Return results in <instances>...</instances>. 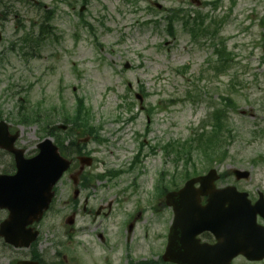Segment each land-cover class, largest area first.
<instances>
[{
	"label": "rangeland",
	"instance_id": "374dc122",
	"mask_svg": "<svg viewBox=\"0 0 264 264\" xmlns=\"http://www.w3.org/2000/svg\"><path fill=\"white\" fill-rule=\"evenodd\" d=\"M11 1L17 11L25 15L28 26L32 20L42 19L47 11L43 5L49 11L55 10L52 22L60 38L56 41L55 35L52 36L43 45L42 56L30 61L29 65L20 59L18 52L8 53L9 62L5 70L0 71V80H3L0 82V111L4 117L13 119L22 99L34 110L56 105L60 114H56L50 125L62 124L63 102L73 111L76 95L83 96L91 108V118L100 126L98 135L104 139L103 143L91 140L86 145L97 158L91 171L99 173L121 168L125 170L122 175H128L124 181L130 175H139L138 195L142 192L145 199L163 171L167 172V182L173 183L176 178V183L183 185L186 168L190 173H204L211 168L198 152L193 157L195 164H186L182 158L174 161L172 159L178 155L168 156L164 146L175 142L180 150L182 142L201 130L221 96L228 94L237 105L229 118L234 138L229 143L227 160L215 166L222 173L233 168L249 169L255 186H264V0H220L217 9L204 4L212 0H73L77 10L85 3L84 15L71 12L64 0H39L42 3L40 13L36 7ZM153 1L159 2L162 8L151 6ZM179 6L194 15L197 11L218 19L228 15L220 36L227 38L229 49L236 55L229 70L220 75L215 73L208 62L210 58L216 59L212 43L202 37L193 38L181 19L175 25L176 36L168 33L165 17L170 14V8ZM81 19L94 28L87 22L81 23ZM8 25L7 41H15L16 34H22L23 29L15 31L12 22ZM127 62L129 68H125ZM137 93L142 95V103ZM19 129L23 132L21 143L29 153L34 152L44 132L35 124L20 125ZM138 151L142 154L141 163L131 171L132 159ZM254 159H260L259 163H254ZM122 175L116 184L108 178L96 180L89 193L90 206L97 207L114 199L118 187L125 186ZM71 196L66 174L43 219L42 227L46 232L43 239L53 238L48 233L52 225L66 224L73 207ZM150 197L141 206L146 209L144 218L151 224L137 228L131 240L132 247L128 249L125 237L121 236L113 256H125V251H129L130 255L141 259L145 255L139 253L135 245L143 237L142 233L149 230L152 241L158 237L162 223L159 214L147 203ZM126 201L122 209L116 206L113 215L104 218L100 228L97 227L100 222L92 224L94 229L89 234L79 233L87 226L85 222L92 220L80 211L72 245L65 248L77 264H99L103 248L95 234L107 230L109 240L114 242L119 234L117 223L125 219L126 209L133 206L130 199ZM164 215L168 217L167 212ZM4 217L6 212L0 210V221ZM142 224L147 225L146 222ZM59 232L61 240L68 243L62 228ZM151 245L155 247L152 242ZM1 246L2 241L0 264H10L15 251L3 250ZM117 264L129 263L123 260Z\"/></svg>",
	"mask_w": 264,
	"mask_h": 264
},
{
	"label": "flooded vegetation",
	"instance_id": "af4514ba",
	"mask_svg": "<svg viewBox=\"0 0 264 264\" xmlns=\"http://www.w3.org/2000/svg\"><path fill=\"white\" fill-rule=\"evenodd\" d=\"M21 3H25L28 5H31L32 7H36L37 13H40L39 10L42 9V3L39 0H35L34 2H27L18 0ZM43 7L47 10L48 7L46 5H43ZM21 19L20 13H14L13 16V6H11L9 3H6L3 0H0V68L3 62V59L7 56L8 51L12 48V44H8L7 42V34L6 30L9 27L10 21H16ZM17 26V24H15ZM18 124H14L10 122L9 124V130L5 129L0 132V142L6 145L7 147L10 146V143L12 142V147L16 146V148H21L20 144V137H13L12 134H15ZM84 153L81 155H86L87 149H82ZM87 150V151H86ZM93 153V152H92ZM16 171V163H15V154L12 151H9L8 149L0 148V172L2 173H8L12 174ZM90 172L89 170H86V173ZM201 175V174H198ZM196 175V176H198ZM232 179V182L230 183ZM84 180V179H83ZM80 179V182L82 181V184L80 185V190L85 191L87 188L85 187V181ZM229 180V181H228ZM236 185L237 188L240 191L245 192L246 196L243 202L240 204V207L244 212H242V220H241V227L239 229V241L237 243V246L241 250L240 254L236 256L232 263L233 264H264V186L258 185L255 186V182L252 181V178L248 179H236L233 172L232 173H226V174H220V178L217 181V186L219 187H225L227 185ZM92 186V185H91ZM200 187V183L197 182L195 184L196 190ZM180 188L175 183L173 187L171 188V191H177ZM170 191V190H169ZM168 190L164 187L162 194L156 195V198L161 199V202L157 204V210L159 211H167L168 209L173 213L171 219L169 220L168 225L165 223L163 224V228L161 230V233L159 234L158 241L153 242L159 245V249L162 251V253L157 254L158 260L162 258L164 255L167 246H168V237L171 231V225L174 218V210L172 206L167 205V196ZM164 198H163V197ZM162 197V198H161ZM88 199L89 197L86 195L83 201L82 210L86 212L89 215H93L94 211L91 208H88ZM209 195L207 194H201L200 195V202L202 205H205L208 202ZM172 202H179V197L175 196L171 198ZM250 207L251 212L247 213L245 210L246 208ZM102 215H108L103 209H101ZM247 217V218H246ZM97 218L94 217V221ZM97 221V220H96ZM130 222H128L129 226ZM90 227H84L82 231L84 233H87L89 231ZM70 230V233H69ZM69 230L66 231V236L71 238L72 233L75 232V227H69ZM133 232L127 229L125 231L124 235L118 234L115 237L114 242H107L109 240L108 236L104 235L103 233H98L97 237L100 241V245L103 248L102 253L100 254L98 261L99 264H117L119 261L125 260L130 264V260H133L135 262L145 261L147 263H150V257L153 255L154 252L151 251L150 247V236L149 233L146 232L145 235L138 239V245L137 249L139 251L140 248H143V253L145 256L143 259L135 260L132 255H130V252L127 251L125 256H113L114 249L120 244L118 239L121 238V236L125 237V248L128 249L131 246V240L133 239ZM224 233L230 234L231 230L228 227H225L223 230ZM48 233H53L56 235L57 231L54 227L52 229L48 230ZM178 238L180 239L177 241L175 245V251H183V241L182 236L183 233L180 229H177ZM194 234V244L200 245V244H208V245H215L219 242L215 232L210 230H202L199 231L198 227L193 228ZM47 240H50L49 242ZM71 241L68 243L69 246ZM142 244H146L145 247L142 246ZM7 248L11 249L12 247L4 244ZM136 246V245H135ZM66 248V247H65ZM232 245L228 243L225 247L224 245V251L222 250H216L214 254H212V258L219 259L221 257H225V249L231 250ZM16 253L15 256H13V260L11 259L10 264H13V261L15 260V264H21L22 260H30L33 262H38V264H77L76 259L73 257H70L67 255L66 250L64 249V243L60 240L57 242L53 241L52 239L40 237L36 244H33L29 249H15ZM136 253L135 251L133 252ZM140 253V251H139ZM228 255V254H227ZM181 257L185 255H180ZM219 264V263H217Z\"/></svg>",
	"mask_w": 264,
	"mask_h": 264
},
{
	"label": "water",
	"instance_id": "95a60500",
	"mask_svg": "<svg viewBox=\"0 0 264 264\" xmlns=\"http://www.w3.org/2000/svg\"><path fill=\"white\" fill-rule=\"evenodd\" d=\"M39 148L40 153L29 160L25 159L22 151H20L17 156L19 166L17 175L0 176V208H8L10 211L9 218L1 225L0 234L5 237L7 242L16 246H28L36 238L37 232L28 226L35 220H40L52 199L53 185L69 166V161L60 155L57 146L50 139L41 143ZM82 161L90 163V159H83ZM235 172L239 178L247 177L249 174L247 171L241 170ZM214 178H216V170L213 169L208 176L203 177L202 183L209 180L210 191L216 198L220 193H230L227 201L231 202V206L226 210L223 207L214 206L211 208L212 201H210L211 205L197 208L200 213H205L208 210L211 213L214 212V215L209 218L214 223L213 227L210 228H216L223 222L235 219L234 213H237L235 206L239 204L238 198L240 197V194L233 187L223 191L214 189L211 184ZM193 182L194 180L187 182L180 193L182 196H191ZM214 202L216 204L217 200H213ZM186 204L183 209L184 212L188 213V221L191 223V214L195 208L190 201Z\"/></svg>",
	"mask_w": 264,
	"mask_h": 264
},
{
	"label": "trees",
	"instance_id": "16d2710c",
	"mask_svg": "<svg viewBox=\"0 0 264 264\" xmlns=\"http://www.w3.org/2000/svg\"><path fill=\"white\" fill-rule=\"evenodd\" d=\"M172 21V20H171ZM205 20L202 17H198L195 21V25H200L201 30L204 33H207L208 29L205 26ZM193 28V27H192ZM195 31V28L191 29ZM32 41V39H30ZM33 42V41H32ZM33 46V45H32ZM220 67L219 70H226L225 68L229 66L231 56L226 52L225 47L217 51ZM226 106L219 108L217 107L211 114V128L205 129L201 133H197L193 137H190L182 145V155H187V161H192L193 152L195 149H201L204 152V155L211 160L215 158H225L228 154V149L226 142L229 139H233V130L229 125V116L228 108H234V101L232 98L227 97L225 99ZM49 119V115L43 116L42 112H36L35 114H22V121L24 123L46 122ZM64 123L74 124L83 126L81 133L89 132L91 126V114L90 108L86 105L84 98H77V102L73 111H66L64 114ZM55 130V131H54ZM48 132L56 137L57 142L61 146V150L64 152L70 149V146L74 144V141L71 142L70 146H65L64 141L69 136L68 133L59 131L58 128L49 129Z\"/></svg>",
	"mask_w": 264,
	"mask_h": 264
}]
</instances>
